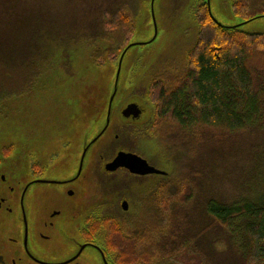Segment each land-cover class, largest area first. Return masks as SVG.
<instances>
[{
	"label": "trees",
	"instance_id": "obj_1",
	"mask_svg": "<svg viewBox=\"0 0 264 264\" xmlns=\"http://www.w3.org/2000/svg\"><path fill=\"white\" fill-rule=\"evenodd\" d=\"M135 4L134 0L118 1L112 9L119 17L113 21L109 10L99 13L95 34L90 35L109 40L113 36L109 28L116 29L117 34L110 46L103 44L94 50L92 60L97 69L116 60L129 43L134 31ZM12 6V1L11 5H3L6 12L0 13V42L11 40V50L13 46L22 52L28 48L29 56H19L15 62L11 55V70L0 73V93L8 85L19 87L20 91L29 88L28 79H35L39 69L52 64L55 54L50 56L48 42L58 40L57 34L44 31L48 19L40 11L27 14ZM231 6L244 20L264 15V0H231ZM191 13L197 22V35L182 58L159 57L147 67L143 82V75L137 79L136 70L141 58H148L151 52L149 46L142 45V55L134 59L127 77L131 85L128 96L143 104L147 117L141 124L127 126L118 138L132 136L135 143L129 141L127 149L141 147L151 156L145 136L151 139L158 135L169 142L174 152L181 146L183 152L181 158H176L174 196L161 190L167 198L166 208L169 202L173 214L169 216L160 208L157 219H151L144 231L136 232L141 225L133 220V224H126L133 233L129 230L113 234L119 245L118 257L126 264H264V191L254 199L240 197L231 203L209 198L204 211L205 231L212 235L206 241L204 231L194 234V227L186 223L189 205L198 196L194 194L196 184L190 186V178L185 179L190 172L193 182L199 180L196 156L205 146L210 153L211 146L222 137L264 119V33H246L237 27L219 25L203 0L193 4ZM4 20H11V30L2 28ZM66 36L73 40L72 35ZM61 58L70 61L67 55L60 56L59 61ZM88 93L84 90L80 99H87ZM95 93L93 87L91 94ZM156 164L161 169L164 166L161 161ZM217 227L223 230L219 239L229 240V245L221 243V251L213 250Z\"/></svg>",
	"mask_w": 264,
	"mask_h": 264
},
{
	"label": "rangeland",
	"instance_id": "obj_2",
	"mask_svg": "<svg viewBox=\"0 0 264 264\" xmlns=\"http://www.w3.org/2000/svg\"><path fill=\"white\" fill-rule=\"evenodd\" d=\"M11 1L13 9H20L27 14L40 11L48 19L44 31L57 34L58 40L56 39L57 43L48 42L50 56L55 54L51 59L52 64L39 69L35 79H28L29 88L20 91L19 87L12 88L8 85L0 93V148L11 146V148L18 149L16 152L20 154L22 149L29 146L59 148L64 147L68 141L71 142L72 150L63 153L62 161L66 167L71 164L74 153L76 157L78 156L84 132L93 134L104 119L105 114L102 107L105 102L107 103L106 95L111 90L112 76L109 70L106 73L103 68H96L92 55L94 50L101 45L110 46L117 30L108 29L112 30L111 34L113 33L109 40L104 37L93 38L90 34H95V23L99 13L101 12V15L103 10L110 11L111 21L119 17L115 15L117 11H114L112 7L120 0H0L1 14L6 12L3 5H11ZM134 2L136 4L132 17L135 33L132 39L147 40L154 34L148 15L149 10L151 12L149 0H134ZM196 2L198 0L154 1L153 14L157 24V36L155 43L149 46L148 51L151 52H149V57L143 56L138 64L137 79L139 75H143V82H146L147 67L159 57L174 56L181 59L186 50L193 45L197 35V22L191 13V8ZM209 4L214 18L223 25H236L244 21L233 12L231 0H209ZM1 26L6 30H11V20L2 21ZM241 29L246 33H264V16L242 24ZM68 34L72 35L73 40H67L69 36L66 35ZM0 45L2 46L0 47V73L11 70V55L15 62L18 61L19 56H29L28 48H24L22 52V49L13 46L11 50V40L0 42ZM53 49L56 52H53ZM63 55H67L70 61H65L63 58L59 61V57ZM143 58L147 61L144 62ZM127 81L128 78L125 81L127 85H123L119 93L118 98L122 100L118 99V108L122 106L123 99H127L126 90L131 89ZM93 87L96 88L95 94H91ZM84 90L89 92L88 100L80 99V93ZM93 101L94 114L90 112ZM114 122L109 134L102 137L101 141L92 147L95 154L103 153L108 147L118 145L113 139L114 132L122 126L117 112ZM121 137V145L127 146L125 142L127 139L123 135ZM145 137L146 142L150 143L151 150L149 151L153 154L150 157L156 158L157 162L161 161L164 165H161L162 169L169 174L164 179L176 184V158L182 157L183 147L181 146L174 152L169 142L162 140L158 135L151 139L148 136ZM222 138L211 146L210 153L209 147L205 146L196 156L198 170L196 175L200 177L199 180L194 179L195 182H193L190 172H187L185 178H190V186L196 184L194 194L198 196L189 205L191 207L188 209V222L186 223H189V227H194L192 229L194 234L204 231L206 241L212 235L205 231L204 211H206L209 198L231 203L240 197L254 199L264 191V119L256 125L234 131ZM141 144L144 145L145 141ZM67 156L68 159H66ZM190 160L188 157L187 162L190 163ZM174 190L176 191V187ZM217 231L215 237L217 241L216 244L214 243L213 250L221 251V245H229V240L219 239L223 230L217 227ZM113 234L112 242L118 244Z\"/></svg>",
	"mask_w": 264,
	"mask_h": 264
},
{
	"label": "flooded vegetation",
	"instance_id": "obj_3",
	"mask_svg": "<svg viewBox=\"0 0 264 264\" xmlns=\"http://www.w3.org/2000/svg\"><path fill=\"white\" fill-rule=\"evenodd\" d=\"M131 124L114 132L118 145L96 154L89 149L77 177L80 156L74 153L66 167L62 161L71 142L49 149L29 146L20 154L11 146L0 148V264H126L112 234L133 233L126 229L133 223L141 225L136 232L144 231L160 208L173 214L160 196L161 190L174 196L172 181L160 178L166 172L141 175L125 167L105 168L124 150L163 170L141 147L127 149L132 136H124L127 146L121 145L118 136Z\"/></svg>",
	"mask_w": 264,
	"mask_h": 264
},
{
	"label": "water",
	"instance_id": "obj_4",
	"mask_svg": "<svg viewBox=\"0 0 264 264\" xmlns=\"http://www.w3.org/2000/svg\"><path fill=\"white\" fill-rule=\"evenodd\" d=\"M155 0H149V4L151 6V12L149 10V16L151 20V26H153L154 34L147 40L139 41L134 38L132 35L129 43L125 46V48L122 50L118 58L112 62L111 64H106L103 68V71L108 73V70L110 71V74L112 76V82H111V90L107 93L106 97L107 103L105 102L103 113L104 119H102V123L98 125L97 130L93 134H89V132H84L82 136V142L80 144V150L78 155L80 156L79 160V167L77 169L76 177L79 175V173L82 171V166L84 162V158L86 153L89 149L92 151V147L97 145L102 137H106L109 132L110 128L114 126V117L115 113H118V119L120 120V125L126 124V123H132L135 125L140 124L145 120L147 117V113L145 111V108L142 103L138 101V99L134 96H128L130 90H126L127 92L125 95L127 96V99H123L124 102L120 108L117 106L119 93L121 91V88L123 85L126 84V80L129 74V71L131 70L132 64L134 62V59L138 56L142 55V52L139 50V47L142 45L145 46H151L153 43H155V38L157 36V24L156 20L153 14V4ZM208 5L209 14L213 18V20L218 23L219 25L225 26V27H237L240 30L241 25L249 22L255 18H258L259 16L264 15H257L253 18L241 21L239 24L236 25H223L220 22H218L213 14L210 11V4L209 0H204ZM136 30V28H135ZM243 31V30H242ZM135 31L133 32V34ZM114 63V64H113ZM124 97V96H123ZM88 100V98L86 99ZM94 101L93 104L90 107V112L94 114ZM76 122V121H75ZM94 122V119H93ZM77 123V122H76ZM88 123V119H87ZM71 147V146H70ZM79 147L77 149H79ZM93 154H95L94 151H92ZM91 152V153H92ZM119 167H125L127 168L131 173L135 174H147V173H160L164 174V170L156 169L155 167L148 164L147 160L142 158L141 156L131 152V151H124L120 150L117 152L115 157L106 164L105 168L107 170H115ZM46 182H50V179L45 180ZM53 182H56L54 180Z\"/></svg>",
	"mask_w": 264,
	"mask_h": 264
}]
</instances>
